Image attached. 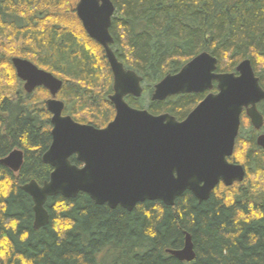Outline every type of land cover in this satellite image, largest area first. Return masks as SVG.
Instances as JSON below:
<instances>
[{"label": "trees", "instance_id": "1", "mask_svg": "<svg viewBox=\"0 0 264 264\" xmlns=\"http://www.w3.org/2000/svg\"><path fill=\"white\" fill-rule=\"evenodd\" d=\"M79 1L0 0V73L14 82L8 87L0 79V160L16 149L25 156L19 173L0 165V264H264V150L245 114L230 159L246 168L243 183L220 185L203 203L187 192L173 207L147 201L133 212L98 206L86 194L56 196L46 204L50 224L34 229V203L22 186L42 185L52 172L43 163L52 142L48 92L24 91L12 54L63 81L59 98L77 122L105 128L115 118L113 73L78 18ZM111 1L112 49L143 78L142 97L127 99L132 107L184 121L205 94L164 102L152 101V94L204 52L218 59L220 73L251 60L264 89V0ZM258 110L264 115V102ZM187 233L196 253L191 263L168 253L184 247Z\"/></svg>", "mask_w": 264, "mask_h": 264}, {"label": "water", "instance_id": "2", "mask_svg": "<svg viewBox=\"0 0 264 264\" xmlns=\"http://www.w3.org/2000/svg\"><path fill=\"white\" fill-rule=\"evenodd\" d=\"M76 11L89 37L106 53L114 77V93L109 99L115 118L100 129L63 116L65 104L56 99L63 81L28 60H12L27 93L43 87L52 96L47 101L53 116L52 143L43 155V163L53 172L42 185L31 181L22 186L34 203V229L50 224L46 204L56 196L75 199L86 194L98 206L133 212L147 201L173 207L187 192L203 203L220 185L229 188L243 183L246 168L230 159L244 111L255 130L264 128V116L258 110L264 101V89L251 60L238 64L234 73H220L218 59L208 52L201 53L179 73L156 84L152 101L164 102L186 94L208 95L184 121L171 114L153 115L126 101L129 96L142 97L143 78L126 69L112 49L114 3L80 0ZM215 83L217 93L212 92ZM257 145L264 150V134L257 138ZM74 156L82 167L71 162ZM23 164L24 152L19 149L0 160V165L14 173H19ZM168 253L181 262H193L196 253L192 236L187 233L184 247Z\"/></svg>", "mask_w": 264, "mask_h": 264}, {"label": "flooded vegetation", "instance_id": "3", "mask_svg": "<svg viewBox=\"0 0 264 264\" xmlns=\"http://www.w3.org/2000/svg\"><path fill=\"white\" fill-rule=\"evenodd\" d=\"M15 58H21V57H15ZM14 59V58H13ZM12 59V60H13ZM21 59H25V60H28V59H26V58H21ZM28 61H30V60H28ZM31 63H33L34 65H36L39 69H42V68H40L37 64H35L34 62H32V61H30ZM13 64V63H12ZM14 67V66H13ZM15 69V68H14ZM42 70H44V69H42ZM16 71V70H15ZM44 71H46V70H44ZM48 72V71H47ZM49 73H51V72H49ZM16 74H17V72H16ZM18 77V76H17ZM19 79V78H18ZM20 80V79H19ZM21 82H22V85H23V89H24V91H25V88H24V86H25V83L22 81V80H20ZM114 85V84H113ZM113 88H114V86H113ZM44 88L42 87V88H37L33 93H31V94H34L35 92H37L38 90H43ZM46 90V89H45ZM47 92H48V95H50V97L48 98V99H46L45 100V105H46V110H47V112L49 113V117H50V123H51V127H52V115H51V113L48 111V108H47V101L48 100H50V99H52V96H51V94H50V92L48 91V90H46ZM26 92V91H25ZM212 92H214V93H217L218 91H217V84L215 83V89L212 91ZM27 93V92H26ZM209 93V92H208ZM208 93H204L206 96L208 95ZM27 94H29V93H27ZM30 95V94H29ZM152 96H153V94H152ZM205 96V97H206ZM129 97H131V96H129ZM129 97H127L126 98V101H127V99L129 98ZM134 98V97H133ZM58 101H61V102H63L60 98H59V94H58V96H57V98H56ZM136 99V98H135ZM64 103V102H63ZM65 104V103H64ZM129 104V103H128ZM130 105V104H129ZM133 108H135V107H133ZM136 109H138V108H136ZM65 110H66V105H65ZM65 110H64V113H63V116H70V115H67L66 114V112H65ZM141 110H147V109H141ZM148 111V110H147ZM243 114H245L246 115V112L244 111V113ZM263 115V114H262ZM247 116V115H246ZM264 116V115H263ZM74 121H76L72 116H70ZM77 122V121H76ZM77 123H79V122H77ZM80 124H83V123H80ZM52 129H53V127L51 128V132H52ZM100 129H103V128H100ZM262 134H264V128H262L260 131H259V134H258V137L260 136V135H262ZM257 137V138H258ZM51 138H52V136H51ZM52 143V142H51ZM51 146V145H50ZM46 153V152H45ZM75 158H76V156H74ZM24 159H25V156H24ZM72 159H73V157L71 158V162H72ZM77 161V160H76ZM73 163V162H72ZM78 163V162H77ZM73 164H75V163H73ZM79 165L78 166H81L82 167V165L80 164V163H78ZM52 168V167H51ZM52 172H53V169H52ZM51 172V173H52ZM51 175V174H50ZM49 179H50V177H49Z\"/></svg>", "mask_w": 264, "mask_h": 264}, {"label": "rangeland", "instance_id": "4", "mask_svg": "<svg viewBox=\"0 0 264 264\" xmlns=\"http://www.w3.org/2000/svg\"><path fill=\"white\" fill-rule=\"evenodd\" d=\"M1 53H3V52H1V50H0V54ZM14 57L13 58H15V57H21V56H19V55H15V53H13L12 54ZM12 58V59H13ZM22 58V57H21ZM6 71V70H5ZM16 72V71H15ZM6 74L7 73H3V74H1L0 73V79H2L3 80V82H4V85L5 86H8V87H12V86H14V82H13V80H7V79H5V77H6ZM8 75H11V72H8ZM5 79V80H4ZM50 97V95H47V96H45V98L46 99H48ZM146 100H147V102L149 103V97H146ZM244 125H245V127H248V125H249V123H248V121L246 120V121H244ZM242 161H240L239 162V164L241 163Z\"/></svg>", "mask_w": 264, "mask_h": 264}, {"label": "bare ground", "instance_id": "5", "mask_svg": "<svg viewBox=\"0 0 264 264\" xmlns=\"http://www.w3.org/2000/svg\"><path fill=\"white\" fill-rule=\"evenodd\" d=\"M264 102V101H263ZM242 125V124H241ZM251 126H252V124H251ZM253 127V126H252ZM253 129L255 130V128L253 127ZM240 131H241V129H240ZM255 131H257V130H255ZM257 132H259V131H257ZM240 134V133H239Z\"/></svg>", "mask_w": 264, "mask_h": 264}]
</instances>
